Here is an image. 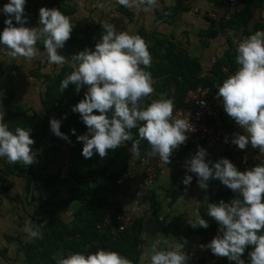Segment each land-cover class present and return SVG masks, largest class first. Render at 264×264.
<instances>
[{"label":"crops","instance_id":"crops-1","mask_svg":"<svg viewBox=\"0 0 264 264\" xmlns=\"http://www.w3.org/2000/svg\"><path fill=\"white\" fill-rule=\"evenodd\" d=\"M31 1L27 0L25 7L29 21L25 26L29 28L41 26L39 10L44 6L51 8L53 3H59L61 9L75 8L74 12L66 15L71 17V23L74 25L71 38L63 49L58 50L59 54L68 58L69 63L71 56L85 50V47L94 51L99 36L97 27H102L104 31L103 26L111 23L118 31H127L144 38L149 44L152 58L157 56L156 52L160 57L167 52H180L200 64V77L212 78L219 63L234 64L238 47L235 40L242 41L255 31L264 30V0H248L247 20L242 23L244 17L240 15L234 25L229 23L232 27L231 35L227 33L225 26L222 29L217 24L224 20L228 11V0H159L161 7L151 12L125 8L119 5L117 0H35V6L30 8ZM7 3L9 0H0V10ZM101 4L105 7L101 8ZM6 18L0 11V33L6 26ZM37 47L41 51L44 50L42 42H38ZM0 49H3L2 45ZM64 68L73 71L68 64L62 68L50 65L46 55L29 62L24 58L13 59L5 56L3 51H0V115L5 112L4 122L9 124L11 131L14 132L16 127H23L38 133L46 125L44 122L47 121L48 115L45 93ZM153 85L159 87L155 80ZM156 87L155 94L143 102L145 106L153 99L159 100L162 95L165 96ZM193 90L185 95V107L191 106L190 92ZM174 91L175 87L172 89V92ZM66 94L67 89L60 93L55 103L57 108H65ZM71 112L70 110L56 118L62 121L61 129ZM224 122L226 126L235 123L226 113ZM54 136L49 125L46 137L42 138L34 149L37 151L36 162L30 167L23 163L9 164L6 159L0 158V264H46L47 258L41 255L35 261L29 260L27 250L31 244H40L42 240H46L44 251L56 246L53 258L58 260L61 256L66 258L71 254L68 245H71L74 239L78 241V236L51 235L53 231L49 227L53 222L59 223V227L69 226L74 222L80 204L76 198L83 190L69 169L75 144L61 140L57 144L58 149L53 150ZM198 146L206 149V159L215 162L226 158L227 149L212 139L198 145L190 144L181 153H173L170 164L163 163L156 171L155 181L148 193L141 196V186L149 163L159 157L129 155L128 160L118 161L111 166V170L120 172L121 176L128 173L124 187L118 185L115 188L108 181L101 184V196L113 206L117 205L121 210L133 211L135 214V227L139 231V264H149L148 259L141 262L140 257L145 250L151 255V246L158 238L157 234L170 243H175L174 238L177 241L182 237L186 238L188 243L182 251L189 256V264L193 260L192 254L196 245L201 241L198 231L202 228H193L188 221L195 222L198 216L205 219L207 202L214 203L218 193L224 194L222 199L228 195L230 201L239 198L237 193L218 180H210L207 190L201 189L196 181H192L187 187L182 183L183 178L189 175L185 169V161L196 153ZM243 151L249 155H262L258 149H253L251 144ZM49 178L55 180V187L45 192L42 189V181L50 180ZM48 184H51V181ZM215 185H218L219 189ZM51 198L57 207L49 206ZM52 211L54 214H51ZM29 220L41 226L42 239L28 237L25 227ZM57 233L64 234V228H60ZM55 237L57 241L53 240ZM247 252L246 250L242 257L245 261ZM201 260L203 264H220V261H223V264H234L227 258L213 255L210 250L203 254Z\"/></svg>","mask_w":264,"mask_h":264},{"label":"clouds","instance_id":"clouds-1","mask_svg":"<svg viewBox=\"0 0 264 264\" xmlns=\"http://www.w3.org/2000/svg\"><path fill=\"white\" fill-rule=\"evenodd\" d=\"M26 3L27 0H9L0 10L7 17L0 33L3 46L0 51L5 56L29 62L46 55L50 65L62 68L68 64L73 68L61 81L60 92L70 85L75 86L77 94L86 88L83 99L71 109L80 115L87 127L83 135L71 130L72 135H77V142L83 144L82 156L91 159L98 153L105 159L109 150L128 141H132V152L139 156L141 141H147L150 151L146 156H158L163 163L170 164L173 153L186 143L187 133L194 128L190 120L174 116L173 99L162 95L161 99L144 105L143 102L155 94L152 74L145 70L152 65L145 39L138 34L118 31L111 23L105 24L95 50L86 48L73 54L69 63L58 50L71 38L74 29L71 17L58 8L42 7L39 10L41 26L29 28L25 26L29 22ZM117 3L143 12L161 7L159 0H117ZM38 42L43 43V51L37 47ZM236 52L235 62L240 67L218 86L217 97L222 99L226 115L243 130V134L233 133L231 143L240 150H246L251 144L253 149L264 154V30L255 31L239 41ZM97 112L99 114H95ZM4 116L5 112L0 115V158L9 164L32 166L37 157V151L33 150L36 142L31 136L32 129L16 127L13 132L4 122ZM61 125V120L50 119V131L70 144L72 141L61 131ZM132 129H138L139 139H134ZM224 142L228 143L227 136ZM207 156L206 149L198 146L196 153L185 161L186 172L196 175L198 186L203 190H207L210 180H218L239 198L230 202H207L208 215L219 228L217 235L200 248L234 264H246L242 257L251 249L247 253L250 264H264V164L240 171L227 158L213 162L206 159ZM192 181L193 176L186 175L182 183L187 187ZM188 222L193 228L210 226L199 216L195 222ZM40 227L29 220L25 232L30 239H42ZM157 236L151 246V255L145 250L141 262L148 259L149 264H188L190 258L182 251L188 243L186 238L180 241L174 238L175 243H170L160 234ZM56 264H133V261L119 252L101 248L87 255L76 252L66 258L61 256Z\"/></svg>","mask_w":264,"mask_h":264},{"label":"trees","instance_id":"trees-1","mask_svg":"<svg viewBox=\"0 0 264 264\" xmlns=\"http://www.w3.org/2000/svg\"><path fill=\"white\" fill-rule=\"evenodd\" d=\"M245 8L244 10L235 17V21H231L232 25L237 22L239 16H243L242 23L246 22L248 14V0H244ZM53 7L58 8L60 11L68 15L69 12H74L75 8L70 10L61 9L59 3H53ZM47 7V6H44ZM48 8V7H47ZM49 7V9H51ZM217 24L223 29L225 26L224 20H220ZM98 39L99 42L102 34V27H97ZM88 47H85V49ZM90 49V48H89ZM157 56L152 58L151 68L145 69L150 71L155 82H158L159 87H156L162 91L166 98L173 99L175 105L180 108H187L183 105L185 95L190 90L196 89L199 85L203 87H212L213 89H218L219 85H222V82L227 78V76L221 73V69L224 67H229L231 70L235 69L234 64L226 65L225 62L219 63L216 67L214 77L212 78H202L200 77L201 67L200 64L194 60L185 57L182 53L176 52H167L163 57H160L158 52ZM158 57V58H157ZM71 73L69 68H64L57 77L53 80L51 86L47 89L45 93V105L47 109V121L46 125L41 128L38 133L31 132L32 138L35 140V145L33 150L36 148L40 140L47 135V130L50 125L51 118H57L63 113H68L74 105H76L84 97V92L86 90H81L79 94L75 92V86L70 85L67 89L66 94V106L65 108L55 106V103L60 96V83L61 81ZM182 80V81H180ZM173 87L175 91L172 92ZM95 114H99L98 112ZM43 123V124H44ZM42 125V122H40ZM75 129L77 135H83L87 132V127L83 124L80 115L78 113H73L68 116L65 126L61 131L67 134L71 143L75 144L72 150V155L70 157L69 169H71L74 179L82 186L83 190L80 196H77V200L80 203L77 212L75 213L74 222L67 226L64 225L59 227V223L53 222L49 225L52 229L51 235H58L59 237L65 236H78L77 239L73 240L71 245H68V249L72 253L81 252L84 254L95 253L99 249H104L106 251H116L119 252L122 256L127 257L133 261V264H139L138 261V242H139V231L136 229L135 225L132 231H126L120 233L116 237H113L109 232L105 234H99L97 232V225L103 221V219L108 215L109 208L112 206V203L109 202L104 196H101L99 188L103 182H110L113 187L117 188V182L120 180V172H113L111 166L118 161H126L130 157L129 148H131L132 141H128L127 147H118L115 150H109L108 156L105 159H101L99 154H94L91 159H85L82 156L83 144L77 142V135H72L71 130ZM132 134L134 139H139L138 129H132ZM54 142L53 150H57V144L63 140L56 136L52 139ZM65 141V140H64ZM150 151V146L147 141H141L140 145V156H146V153ZM147 157V156H146ZM50 179V178H49ZM51 181V184L48 182ZM54 179H45L42 181V189L45 192L52 190L55 187ZM39 190L40 188L37 187ZM223 193H218V196L214 203H219V201L224 200L225 202H230L228 195H225L222 199ZM228 196V197H227ZM50 201V202H49ZM49 206L57 207L54 202L49 199ZM51 214H54L52 211ZM205 220L209 223V228L199 229L198 234L200 236V242H204L208 239H212L217 235L219 225L208 215V211L205 215ZM136 224V222H135ZM60 228H64V234L57 233ZM50 235V236H51ZM57 241V238L53 239ZM64 241H66L64 239ZM59 242V241H58ZM99 242V246L94 243ZM197 244V243H196ZM197 244V245H198ZM47 245L46 240H42L40 244H31L28 247V258L31 261H35L39 255L41 257L50 259L48 261L45 259L46 264H56L57 260L53 258V251L57 249L51 248L50 250L44 251L45 246ZM196 245V246H197ZM247 251H251L248 249ZM248 253V252H247ZM247 257V264H250V261ZM31 261V262H32ZM249 261V262H248ZM198 264H203V261L200 259Z\"/></svg>","mask_w":264,"mask_h":264},{"label":"built area","instance_id":"built-area-1","mask_svg":"<svg viewBox=\"0 0 264 264\" xmlns=\"http://www.w3.org/2000/svg\"><path fill=\"white\" fill-rule=\"evenodd\" d=\"M35 0L31 1L30 8L35 6ZM244 0H228V11L224 17L225 30L228 34H232V27L229 25L234 18L243 11ZM210 16H214L210 14ZM238 46V41H236ZM236 68L231 70L230 68H222L223 75L227 76L235 74L237 69L240 67L236 64ZM218 89L212 87L198 86L196 89L190 92V104L188 108H180L175 105L174 116L177 118L190 120L194 131L190 130L187 135L188 139L184 145H181L178 150L174 153L179 154L190 144L198 145L205 142L208 139H212L227 149L226 158L233 162L240 171H245L255 167L256 165L264 164V154L262 155H249L243 150H240L238 146L231 143L233 139V133L240 132L243 134V130L239 128L236 123L232 126H226L224 122V110L222 106V99L217 97ZM201 101L204 104H201ZM228 137V143H225V137ZM119 147H127L125 142ZM129 153L132 156H136L132 152V147L129 148ZM163 165V162L157 158L152 159L147 169V174L141 186V196L148 193L151 185L155 181L156 171ZM193 176V181L197 182V177L193 173H189ZM128 179V173L122 174L117 184L120 187H124L125 182ZM219 189L218 185H215ZM136 217L133 211L121 210L117 205H112L109 208L108 215L103 219L101 223L97 225V232L99 234H105L109 232L113 237H116L120 233L126 231H132L135 225ZM213 239V238H212ZM212 239H208L204 242L199 243L196 249L193 251V260L189 264H198L203 254L208 250H202L200 245L208 244ZM99 246V242L94 243ZM223 264V261H220Z\"/></svg>","mask_w":264,"mask_h":264}]
</instances>
